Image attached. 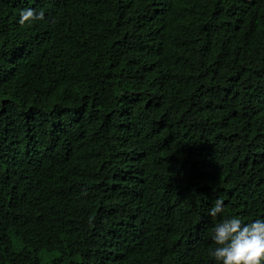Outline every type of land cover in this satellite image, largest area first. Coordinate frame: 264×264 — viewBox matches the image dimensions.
Listing matches in <instances>:
<instances>
[{
	"label": "trees",
	"instance_id": "trees-1",
	"mask_svg": "<svg viewBox=\"0 0 264 264\" xmlns=\"http://www.w3.org/2000/svg\"><path fill=\"white\" fill-rule=\"evenodd\" d=\"M217 198L264 216V0H0V264H215Z\"/></svg>",
	"mask_w": 264,
	"mask_h": 264
},
{
	"label": "clouds",
	"instance_id": "clouds-1",
	"mask_svg": "<svg viewBox=\"0 0 264 264\" xmlns=\"http://www.w3.org/2000/svg\"><path fill=\"white\" fill-rule=\"evenodd\" d=\"M44 9H19L17 23L42 21ZM208 215L218 218L211 229L210 239L215 246L208 249L215 264H264V216L244 221L238 215H224V201L217 198L208 209Z\"/></svg>",
	"mask_w": 264,
	"mask_h": 264
}]
</instances>
